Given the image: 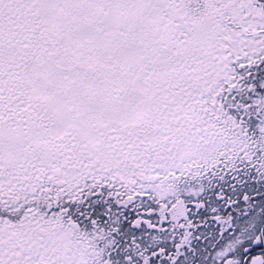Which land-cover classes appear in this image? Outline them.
<instances>
[{
	"label": "snow or ice",
	"instance_id": "1",
	"mask_svg": "<svg viewBox=\"0 0 264 264\" xmlns=\"http://www.w3.org/2000/svg\"><path fill=\"white\" fill-rule=\"evenodd\" d=\"M0 264H264V0H0Z\"/></svg>",
	"mask_w": 264,
	"mask_h": 264
}]
</instances>
